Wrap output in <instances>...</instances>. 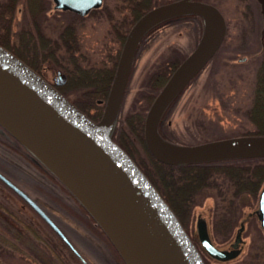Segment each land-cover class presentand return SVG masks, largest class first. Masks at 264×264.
Listing matches in <instances>:
<instances>
[{
	"label": "water",
	"instance_id": "obj_1",
	"mask_svg": "<svg viewBox=\"0 0 264 264\" xmlns=\"http://www.w3.org/2000/svg\"><path fill=\"white\" fill-rule=\"evenodd\" d=\"M53 1L56 8L85 15L100 7L103 0ZM258 2L263 15L264 44V0ZM188 14L201 16L202 33L146 111L147 149L156 159L169 164L264 157V134H241L184 144L163 137L159 131L166 109L224 41L227 22L212 2L171 0L150 7L136 19L126 34L98 120L92 119L54 83L0 44V125L78 200L125 264H206L202 250L220 261L232 260L242 252L245 220L240 221L230 247L221 248L213 242L207 220L198 216L197 244L156 186L113 138L140 40L159 22ZM0 177L70 244L58 225L32 198L1 172ZM251 214L257 216L264 232V184L257 208Z\"/></svg>",
	"mask_w": 264,
	"mask_h": 264
},
{
	"label": "rangeland",
	"instance_id": "obj_2",
	"mask_svg": "<svg viewBox=\"0 0 264 264\" xmlns=\"http://www.w3.org/2000/svg\"><path fill=\"white\" fill-rule=\"evenodd\" d=\"M6 1L0 0V4ZM168 1L171 0H153L151 7ZM206 1L214 3L221 10L227 22V32L215 55L172 101L162 116L161 133L177 143L195 144L237 136L255 128L247 112L252 105L256 70L264 47L261 5L258 0ZM35 6L39 13L34 24L25 0H18L16 3L10 14L14 18L11 44L19 45V34L25 29L35 35L37 27L49 39H54L59 37L64 26L72 23L76 26L79 52L86 56L83 63L107 64L110 54L115 53L118 47L115 33L112 31V22L119 26H129V10L125 8L122 0H103L100 7L85 15L56 9L53 0H36ZM41 6H46L43 11ZM201 33L202 30H199L191 19L180 18L169 20L140 40L118 119L136 110H144L146 113L150 106L147 98L156 95L161 88L152 86V77L166 71L173 61L180 62L188 55L196 46ZM62 73L63 68L52 60L44 62L42 74L48 80L57 82ZM67 97L71 98L70 100H80L83 97L88 98V95L85 90L78 89L69 92ZM86 106L90 108V103ZM92 112L93 109L90 113ZM117 125L118 121L115 128ZM9 134L0 125V168L26 185L28 193L56 220L88 263L123 264L115 252V246L112 244L114 250L96 227L95 234L88 227L89 223L83 220L85 216L77 210L78 206L82 211L85 209L80 207L78 200L59 189L46 176L41 175L40 180L37 168L26 162L15 147L22 153H29L28 150ZM137 148L141 155H146L139 145ZM136 156L140 159L139 154ZM15 174L26 180L18 179ZM214 181L218 186L205 188L197 194L196 202L186 219L188 231L193 232L192 236L197 240L196 221L198 216H202L208 222L213 242L218 247L228 248L234 241L240 221L245 220L242 232L244 243L238 257L230 261H220L205 255L206 264H264V233L257 216H249V213L257 208L258 194L252 196L244 193L234 196L227 179L217 177ZM65 190L69 192L66 188ZM18 201L17 207L20 206ZM0 213L3 215L2 211ZM31 218L38 232L45 237L43 241L26 237L25 242L34 252L46 248L45 244L52 249L59 246L58 249H63L64 259L68 264H82L70 253L50 226L33 212ZM196 242L198 244V241ZM47 253L50 256V252ZM52 262L58 264L54 260ZM26 263L18 255L11 261V264Z\"/></svg>",
	"mask_w": 264,
	"mask_h": 264
},
{
	"label": "trees",
	"instance_id": "obj_3",
	"mask_svg": "<svg viewBox=\"0 0 264 264\" xmlns=\"http://www.w3.org/2000/svg\"><path fill=\"white\" fill-rule=\"evenodd\" d=\"M17 2L18 0H7L6 3L0 4V44L14 52L41 74L43 64L47 60H52L60 65L66 78L65 81L57 85V88L66 95L78 89L85 90L88 98L83 97L80 100L74 99L72 101L92 118L98 119L102 114L103 102L107 97L126 34L136 19L152 6L153 0H122L125 8L129 10L130 19L127 18V22L129 19V26L124 27V24L119 26L116 22H112V31L115 33L118 47L115 53L113 52L114 54H110L107 64L104 62L100 64L83 63V59L86 56L84 57L79 52L76 26L72 23L64 26L59 33V37L54 39H49L37 27L38 31L35 35L25 29L19 34V45H12L10 36L14 18L10 14H12ZM25 2L35 24L39 13L35 6L36 0H25ZM41 7L43 11L45 6ZM180 18L191 19L199 30L203 29L202 18L199 15L176 16L169 20ZM169 20H164L153 26L143 38ZM178 63V60H175L169 64L166 71L155 74L151 79L152 86L157 89L162 87ZM154 97L155 95L149 96L147 102L151 103ZM88 103H90V108L86 106ZM91 109H93L92 113H90ZM145 114L144 110H136L128 112L122 118L120 117L118 125L113 132V138L142 168L168 204L174 209L184 227L187 228L186 219L191 213L189 210L196 202L197 194L205 188L218 186L216 181H214L217 177H223L229 181L234 196L244 193L255 196L259 193L264 182V157L220 159L185 164L162 162L156 159L145 145ZM247 114L255 128L243 134H264V47L256 70L252 105L248 109ZM162 135L164 136L163 133ZM137 145L145 151L146 155H141ZM136 154H139L140 159L137 158ZM95 226L98 229L97 231L104 235V239L115 250L101 228L97 224ZM115 252L122 260L119 253ZM203 253L204 256L208 255L206 252ZM122 263L125 264L123 260Z\"/></svg>",
	"mask_w": 264,
	"mask_h": 264
},
{
	"label": "flooded vegetation",
	"instance_id": "obj_4",
	"mask_svg": "<svg viewBox=\"0 0 264 264\" xmlns=\"http://www.w3.org/2000/svg\"><path fill=\"white\" fill-rule=\"evenodd\" d=\"M59 10H63V9H59ZM67 10L68 9H66L65 11ZM72 12L80 15L75 11ZM65 78H66L65 73H62L59 76V79L57 80L56 84L65 81ZM9 136L12 135L9 134ZM15 149L19 152L21 156H23V159L25 158L24 160L26 162H28L31 166L37 168L38 172L40 173V180H42L41 175L46 176L50 181H52V183H54V185L59 187V189L65 191L69 196L73 197L72 194H70L65 190V187L58 181V179L54 177V175H52L41 163L36 161L30 153L27 152L22 153V151L19 150L17 147H15ZM0 172L4 174L15 185H17L22 191H24L30 198H32L35 201V203L50 216L52 220L56 223V225H58V227L65 234L68 241L70 242V244L66 242V240H64V238H62L58 234V232L42 217V215L32 206V204L28 200H26L12 186H10L6 181H4L0 177V211H2L3 213V215L0 213V264H11L12 259L13 258L15 259L16 255L22 257L25 263L27 262L31 264L33 263L53 264L52 260H54L58 264H68L64 259L65 256L64 251L62 248L61 250L58 249L59 246H55L56 248L52 249L50 246L45 244L46 248H42L40 252L38 251L34 252L32 248L25 242L26 237H35V239L37 240L41 239V241H43V239L45 238L43 235L40 234V232H38V229L33 225V221L31 218L32 212L35 213L39 218H41L48 226H50V228L62 240V242L67 246V249L74 257L77 258V260H79L82 264H90L87 262L85 257L80 253V251L74 246L68 234L60 227V225L56 222V220H54V218L48 213V211L45 210V208L36 199H34L30 195V193H28L29 191L26 190L25 187L26 185H24L21 181L17 180L13 175L7 173L5 170L1 168H0ZM15 175L18 179L22 181L25 179V178L23 179V177H21L19 174H15ZM16 201L19 202L20 204L19 207L16 206L17 205ZM78 209L79 210L77 211H79L83 217L85 216L83 220L89 223L88 227L91 229V231L95 232L96 234V230H95L96 226L94 221H91L92 220L91 217L87 214L84 208H83L84 211H82L79 208V206ZM33 230H35V232H33ZM102 242H104V240ZM105 245L108 247L107 243H105ZM47 251L50 252V256H48Z\"/></svg>",
	"mask_w": 264,
	"mask_h": 264
},
{
	"label": "bare ground",
	"instance_id": "obj_5",
	"mask_svg": "<svg viewBox=\"0 0 264 264\" xmlns=\"http://www.w3.org/2000/svg\"><path fill=\"white\" fill-rule=\"evenodd\" d=\"M250 158V157H249ZM138 164V163H137Z\"/></svg>",
	"mask_w": 264,
	"mask_h": 264
}]
</instances>
